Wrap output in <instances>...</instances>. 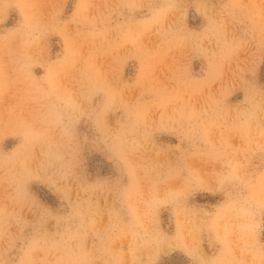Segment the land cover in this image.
<instances>
[{
  "label": "rangeland",
  "instance_id": "1",
  "mask_svg": "<svg viewBox=\"0 0 264 264\" xmlns=\"http://www.w3.org/2000/svg\"><path fill=\"white\" fill-rule=\"evenodd\" d=\"M0 264H264V0H0Z\"/></svg>",
  "mask_w": 264,
  "mask_h": 264
}]
</instances>
